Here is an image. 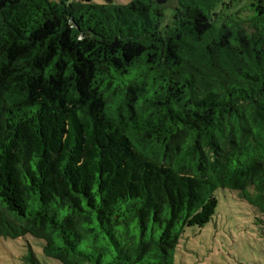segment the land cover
Masks as SVG:
<instances>
[{
	"label": "trees",
	"instance_id": "obj_1",
	"mask_svg": "<svg viewBox=\"0 0 264 264\" xmlns=\"http://www.w3.org/2000/svg\"><path fill=\"white\" fill-rule=\"evenodd\" d=\"M178 2L0 0L1 236L173 264L220 187L264 230V0Z\"/></svg>",
	"mask_w": 264,
	"mask_h": 264
},
{
	"label": "rangeland",
	"instance_id": "obj_2",
	"mask_svg": "<svg viewBox=\"0 0 264 264\" xmlns=\"http://www.w3.org/2000/svg\"><path fill=\"white\" fill-rule=\"evenodd\" d=\"M162 5L170 12L178 9L179 2L167 0ZM217 195L219 204L212 220L202 228L186 229L174 252L173 264H264L260 211L240 191L220 187ZM44 244L43 239L30 234L16 238L0 235V264H63L45 255ZM31 253L35 261L30 260Z\"/></svg>",
	"mask_w": 264,
	"mask_h": 264
},
{
	"label": "water",
	"instance_id": "obj_3",
	"mask_svg": "<svg viewBox=\"0 0 264 264\" xmlns=\"http://www.w3.org/2000/svg\"><path fill=\"white\" fill-rule=\"evenodd\" d=\"M167 0H157L158 4H164Z\"/></svg>",
	"mask_w": 264,
	"mask_h": 264
}]
</instances>
